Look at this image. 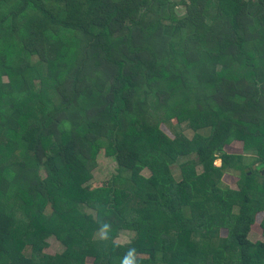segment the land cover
<instances>
[{
    "label": "trees",
    "instance_id": "obj_1",
    "mask_svg": "<svg viewBox=\"0 0 264 264\" xmlns=\"http://www.w3.org/2000/svg\"><path fill=\"white\" fill-rule=\"evenodd\" d=\"M260 214L264 0H0V264H264Z\"/></svg>",
    "mask_w": 264,
    "mask_h": 264
},
{
    "label": "rangeland",
    "instance_id": "obj_2",
    "mask_svg": "<svg viewBox=\"0 0 264 264\" xmlns=\"http://www.w3.org/2000/svg\"><path fill=\"white\" fill-rule=\"evenodd\" d=\"M180 0H177V2ZM177 9L179 11H184L185 8L182 6H178ZM155 123L157 125H160L163 131H165L170 137L175 138V130L178 129L181 131V128H179V125L177 122H174V128L172 127V124L170 125L168 122L165 121V113L164 111H159L158 113H155ZM185 132V135L189 139H193L195 136V132L185 128H182ZM243 145L241 142H232L227 148L226 151L230 154H234L237 156H241V164L242 165H249L252 164L255 160V157L249 153L243 152ZM223 160L219 159L217 161V166H221L223 164ZM257 166V165H256ZM255 164L253 165L252 168L256 167ZM116 169V162L113 161L112 159H109L105 156L104 153H102L98 159H97V168L92 172V179L90 182L87 184V186H91L92 189L102 186L114 173ZM173 171L175 176L181 180L182 173H181V168L179 165L173 167ZM198 171L202 173L203 168L198 167ZM143 175L150 177L151 171L149 169H146L143 171ZM239 179H240V171L237 169H233L232 172H229L224 178V183L228 186H231L232 188L240 189L239 185ZM264 217V214H260L258 217V223L255 225L253 230L251 231L250 238L253 241H264V233L263 229L261 226L262 219ZM222 233L224 235H228V230L223 229ZM134 237L132 232H127L124 231L120 234V236L117 238V242L121 244H127L129 243L132 238ZM96 239H101L99 235L96 236ZM48 247L44 250V253L46 255L50 256H55L58 254H62L65 251V246L56 238V236H53L48 239ZM88 263H92V259H88Z\"/></svg>",
    "mask_w": 264,
    "mask_h": 264
},
{
    "label": "clouds",
    "instance_id": "obj_3",
    "mask_svg": "<svg viewBox=\"0 0 264 264\" xmlns=\"http://www.w3.org/2000/svg\"><path fill=\"white\" fill-rule=\"evenodd\" d=\"M100 238L107 242L112 240L115 246V240L110 235L113 231L112 224L108 221L101 223L99 229L97 230ZM142 255L138 253L135 247H128V250L120 257V264H139V256Z\"/></svg>",
    "mask_w": 264,
    "mask_h": 264
},
{
    "label": "water",
    "instance_id": "obj_4",
    "mask_svg": "<svg viewBox=\"0 0 264 264\" xmlns=\"http://www.w3.org/2000/svg\"><path fill=\"white\" fill-rule=\"evenodd\" d=\"M221 166H222V164H221Z\"/></svg>",
    "mask_w": 264,
    "mask_h": 264
}]
</instances>
